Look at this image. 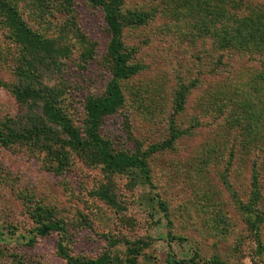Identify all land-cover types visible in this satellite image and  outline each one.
<instances>
[{"label": "rangeland", "instance_id": "1", "mask_svg": "<svg viewBox=\"0 0 264 264\" xmlns=\"http://www.w3.org/2000/svg\"><path fill=\"white\" fill-rule=\"evenodd\" d=\"M177 1L125 3V9L153 16L144 24L123 30L126 45L134 51L133 60L146 68L123 83L125 106L105 117L101 128L102 135L131 148L124 129L128 116L134 135L145 145L160 142L169 135L168 118L176 90L181 85L191 86L185 108L177 115L180 127L189 132L178 138L174 149L150 157L156 188L151 190L144 183L130 186L128 175L106 171L92 152L83 151L85 158L81 151L64 150L60 146L64 135L59 129L57 141L48 136L0 146V264H12L13 253L30 264H68L57 252L61 238L57 232L36 235L35 244H27L36 225L30 213L37 214L38 208L47 218L67 222L69 251L83 259H97L106 252L119 258L111 264H125L128 239L149 243L137 259L139 264H168L169 253L187 261L196 257L202 264H213L214 258L225 264H264V222L257 232L252 229L233 195L235 192L248 203L252 175L257 172V210L264 212V124L251 126L244 118L237 123V111L245 116L246 108L233 101L237 91L244 87L252 90L258 83L256 75L264 73V52L252 43L239 49L220 48L214 35L205 38L196 25L192 26L191 17L187 22L172 17V5ZM228 1L220 2L225 5ZM232 1L226 7L230 13L225 20H209L218 31L232 28L237 24L235 19L247 15L264 20V0ZM74 4L78 28L96 42V57L87 64L82 62L87 47L75 36L76 25L70 15L60 12L50 20L52 15L42 17L31 5L22 2L20 7L32 27L41 29L38 27L44 25V32L58 41L64 32L73 45L63 71L44 82L65 87L64 109L82 127L86 97L101 95L111 77L100 63L110 35L100 7L89 0H74ZM18 53L0 16V80L18 82L14 68ZM33 108L40 114L39 105ZM27 111L35 113L18 103L11 89L0 83V121ZM102 186L112 188L119 206L100 198ZM155 193L167 203V213L152 207L154 200L149 198Z\"/></svg>", "mask_w": 264, "mask_h": 264}, {"label": "trees", "instance_id": "2", "mask_svg": "<svg viewBox=\"0 0 264 264\" xmlns=\"http://www.w3.org/2000/svg\"><path fill=\"white\" fill-rule=\"evenodd\" d=\"M127 1L89 0L93 6L100 7L104 12L110 39L100 63L103 68L110 72L111 77L101 95L86 97L84 101L86 117L81 127L71 119L64 109L63 102L65 101V93H67L65 87H54L44 82L46 77L63 71L66 60L72 55L73 45L67 42L64 32L59 34L60 41H58L44 32L42 29L44 25L38 27L41 29L32 27L23 16L20 7L22 2L27 6L31 5L32 10L39 15L41 14L42 17L45 14L52 15L50 20H54L60 12L70 15L72 23L74 26L76 25L73 29L75 36L81 44H85L87 47V51L83 53L82 61L87 64L96 57V42L87 39L74 21L73 15L75 16L76 12L74 0H0V16L5 19L7 28L11 32L12 41L17 45L19 52L14 67L18 82L9 84L0 80V83L11 89L18 103L24 107L32 108V111L35 112L27 111L19 117H8L6 121H0V146L8 147L26 139L40 141L41 138L48 136H52L55 138L54 141H57L59 138L57 130L59 129L64 135L60 142L61 148L70 147V149L81 152H92L103 163V169L106 171L113 175L123 173L128 175L130 186L144 183L151 190L156 188L150 166V157L153 153L174 149L178 138L189 132L188 129L180 127L177 122V115L185 108L191 86L181 85L176 90L172 100L173 112L168 118L169 135L164 140L149 146L145 145L134 135L128 116L125 119L124 129L128 134V139L132 141L131 148L125 146L124 143V145L120 144L121 142L119 145L113 139L102 135L101 128L104 118L115 114L125 106L126 96L123 83L146 68L141 62L133 60L134 51L126 45L123 39V30L128 26L144 24L153 16L147 15V11L125 9ZM220 1L222 0H178L177 5H172L171 14L172 17L177 16L179 20L186 22L191 17L194 20L192 26L196 25L203 32L205 38L211 34L214 35L213 38L220 43V48L239 49L244 48L247 43H252L259 47V52H264V20L258 16L247 15L244 18H237L235 19L236 25L222 31H218L214 24L209 23V20L214 21V18L225 20V17L230 13L226 7L233 1H228L225 5ZM65 33L67 34V32ZM256 77L258 83L254 86L250 84L252 90L242 88L236 92L237 98L235 99L237 101L235 99L233 101L237 103V106L240 104L246 108L245 116L241 115L240 110L237 111V123H241L242 118H244L249 120L251 126H259L260 128L264 124V73L259 72ZM259 101L263 104L258 105ZM38 105L40 106V114L33 108ZM196 123L201 125L200 121ZM52 151L53 148H50V152ZM61 154L58 155V158ZM50 157L58 160L56 156ZM84 157L86 158L85 154ZM134 170H137L140 176L135 174ZM223 178L225 181L228 180L224 175ZM251 184V196L248 203L238 199L235 192L233 195L239 209L247 215L252 229L257 232L258 225L264 222V212L257 210V201L260 198V180L257 172L253 173ZM98 194L107 203L113 206L120 205L116 199V193L111 187L102 186ZM151 200H154L153 208L158 207L167 213L168 205L164 199L159 197V193L153 194L149 198V201ZM30 215L32 219H35L36 225L32 229L34 235L28 237V245L33 246L35 244L36 235L47 236L57 232L61 235L57 242V252L68 264H111L114 260L119 261L118 257H113L106 252L97 259H83L72 255L66 243L68 232L65 220L47 218L41 208H38L37 214L30 213ZM125 243L127 245V257L124 263L139 264L137 259L143 253L144 248L149 246V243L128 239L125 240ZM1 253L3 251L0 249ZM12 262V264H30L24 257L16 253L12 254ZM167 262L168 264H202L200 260H196V257H192L188 261L177 259L174 253L168 254ZM212 263L225 264L218 258H214Z\"/></svg>", "mask_w": 264, "mask_h": 264}]
</instances>
